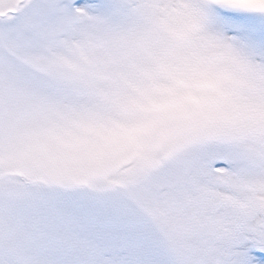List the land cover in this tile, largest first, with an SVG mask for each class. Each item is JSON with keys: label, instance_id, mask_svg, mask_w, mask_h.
Wrapping results in <instances>:
<instances>
[{"label": "snow or ice", "instance_id": "6c2138e0", "mask_svg": "<svg viewBox=\"0 0 264 264\" xmlns=\"http://www.w3.org/2000/svg\"><path fill=\"white\" fill-rule=\"evenodd\" d=\"M0 264H264V0H0Z\"/></svg>", "mask_w": 264, "mask_h": 264}]
</instances>
